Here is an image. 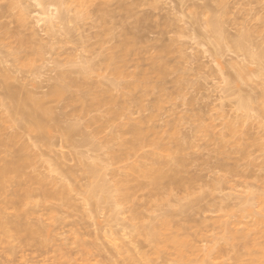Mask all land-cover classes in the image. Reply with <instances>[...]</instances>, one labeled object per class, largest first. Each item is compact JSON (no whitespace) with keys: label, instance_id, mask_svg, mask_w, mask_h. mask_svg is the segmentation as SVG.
<instances>
[{"label":"rangeland","instance_id":"obj_1","mask_svg":"<svg viewBox=\"0 0 264 264\" xmlns=\"http://www.w3.org/2000/svg\"><path fill=\"white\" fill-rule=\"evenodd\" d=\"M64 2L68 20L54 37L40 29L36 0H0V165L30 160L22 179L0 182V264L264 263V201L252 213L243 201L264 193V0ZM210 18L261 59L217 43ZM71 80L79 83L53 92ZM7 86L50 111L43 130L13 111ZM247 94L258 100L240 109ZM236 119L244 121L231 127ZM135 128L144 135L137 148ZM86 159L128 199L89 198L99 179ZM156 160L185 182L154 186L130 169ZM163 220L167 236L195 246L190 261L173 242L159 250L149 239Z\"/></svg>","mask_w":264,"mask_h":264},{"label":"bare ground","instance_id":"obj_2","mask_svg":"<svg viewBox=\"0 0 264 264\" xmlns=\"http://www.w3.org/2000/svg\"><path fill=\"white\" fill-rule=\"evenodd\" d=\"M36 2L39 6L42 7L41 15L37 19V22H38V24H40L39 25L40 29L42 28L44 30V31H42L43 33L44 32H49V33L52 32V33H50L51 35H53V36L56 35L57 33L55 34V30H57V29L55 27H56V24H60V22H61V25L63 26V28H65L64 24L62 23V20L65 21L64 19H67L68 17H67V15H66V17L64 16L65 14L62 11V9L60 8V5H62L63 3H64V5L66 4V2H64V0H36ZM46 5H48V6L50 5L52 7L55 6L54 7L55 11L53 9H51V10L47 9L48 7L46 8L45 7ZM24 6H22V7L25 9L26 7H24ZM56 6L57 7L59 6V7L56 9ZM61 7H63V6H61ZM24 9H22V11H24ZM58 9H60V11ZM22 16H24L23 13H22ZM208 26H209V29H211V31L214 33L215 40L217 43L222 42L224 39L227 40L226 39L227 37L225 36V34L223 32L224 29L222 30L220 24L217 22L216 19L210 18L208 21ZM66 27H67V25H66ZM68 31L69 30H67V32ZM45 34H47V33H45ZM49 38H50V36H49ZM243 39H245V37L243 35H241V36L237 37L235 40L234 39H232L231 41H230V39H228V40L236 48L241 49V50H245L246 55L250 59H252L254 61L261 59V57H262L261 53H255V52L244 47ZM216 52L218 53V48H217ZM220 52L221 51H219V53ZM219 53H218V56L220 55ZM109 58H110L109 64L111 63V64L116 65L115 64L116 63L115 57L111 56ZM82 64H83L82 68H84V69H82L83 72L88 70V68L93 67L91 64L88 66V63H86V65H84V63H82ZM242 65L243 64L241 63V66ZM234 66H233V68H235V69H236V67H238V66H236V67H234ZM237 69L241 70L242 72L243 71L246 72L248 67H246V69H243V70L239 69V68H237ZM241 71H239V72L242 73ZM62 75L64 76L65 73H62ZM76 83H79V82L77 80H71L68 84H64L63 86L62 85L56 86L55 88H53L54 89L53 92L57 95L62 94L69 86H72ZM7 90H8L9 96L14 101L13 102L14 104L12 106L13 111L16 114L20 115L23 119L34 122L39 129L43 130L45 128L44 118L46 117V115H49L50 111L48 109L43 108L42 102L36 100L34 98V96H32V94H30V92H28L29 94H27L25 91H23L25 94H21V93H18L17 91L14 92L8 86H7ZM257 100H258V98L256 96H253L250 94L243 95V96L241 95L238 98V107L240 109L245 108V109L249 110V109H251L250 104L253 102H256ZM236 120H238V119H236ZM243 121L244 120H240V119L238 121H235V122L230 121L231 122L230 126L233 127L234 125H236V123H240ZM245 121L247 122V120H245ZM67 131L72 132V131H74V129L69 128V130H67ZM135 138L136 139L133 142L132 146L134 148H137L143 144V138H144L142 131L138 128H135ZM86 158H90V157H86ZM96 160L99 161L98 159H96ZM85 161H86L85 164H87L88 159H86ZM29 162H30L29 157L25 156L24 154H21L15 162L1 164L0 165V182L3 180L4 181L9 180L12 178L22 179L24 177V170H25L26 166L29 164ZM99 163H100V161H99ZM154 163H155L154 166H145L143 163H140V162L132 163V164H130V169L142 172L143 175H145L146 177H149L151 179L152 184L154 186H160L163 183V181L166 180L167 178L170 180L171 183L181 184V183L185 182L182 178H176L173 174L171 175L169 172L170 170L167 171V169L164 166H161L159 160L154 161ZM90 164H92V163H90ZM95 164H97V165H95ZM95 164H92L91 166L87 164V166H86L87 171L89 173H91L93 178L99 179L98 181H95L93 184L88 186V188H87L88 197L89 198H95L97 203H101V202L121 203V202L127 200L128 196H122L121 192H122L123 188L121 186L119 187L118 182L115 185L116 188H114V190H113V186H112L111 182L108 181L104 176L107 174L104 173V171L102 169V165H100L101 163L100 164L95 163ZM49 175H50V178H54V179L56 178L54 176L51 177V174H49ZM37 180H38V182H40L42 184H47V185L49 184L52 186L54 184H56L54 182L55 180L52 181L51 179H49V180H51V181H49L47 179L49 181L48 182L47 180H45V177H44V179L38 178ZM56 182H57V179H56ZM58 194H59V192H50L49 190H47L45 188L43 189V195L45 197L56 196ZM243 199H244L243 201L247 205L246 211L248 213H252L253 205L255 203H261L264 201V193L263 194H252L248 198H243ZM112 216H113L112 219H114V218L116 219L119 217L118 213L117 214L112 213ZM168 225H169V222L166 220H163L159 223L156 222V224H153L152 227H150L146 230V234L149 236V239L153 243H155L156 247L159 250L171 241V242H173V245L176 247V249L179 251L180 257L182 259H185V257L188 258V256L186 255L187 251L189 249L194 250L195 246L189 241L177 240V239L175 240V239H172L171 237L167 236L166 231H167ZM21 228H23L24 229L23 231H25L27 234L32 235V231L30 230V228L27 225L20 226L17 230H20ZM110 230H111V232L110 231H108V232H110L112 239L115 241L120 239L121 241L120 240L119 241H120V243L122 242L121 245L123 246L124 243H126V240L125 239L122 240L123 237L119 236V234L117 235L116 231H114V230L112 231V229H110ZM245 235L247 236V234H245ZM124 236H126V235H124ZM250 242H251V240L246 242V246H248ZM125 246H126V244L124 245V248H125ZM248 251L251 254L254 253L251 246H248ZM208 253L210 256L214 255L213 250H209ZM188 261H190L189 258H188ZM205 263L206 262L202 260V262L199 264H205ZM253 264H264V263H263L261 258H255V260L253 261Z\"/></svg>","mask_w":264,"mask_h":264}]
</instances>
